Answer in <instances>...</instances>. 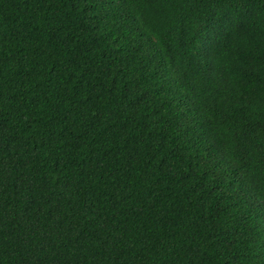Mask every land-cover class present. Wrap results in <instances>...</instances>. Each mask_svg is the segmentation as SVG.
Here are the masks:
<instances>
[{"label":"trees","instance_id":"1","mask_svg":"<svg viewBox=\"0 0 264 264\" xmlns=\"http://www.w3.org/2000/svg\"><path fill=\"white\" fill-rule=\"evenodd\" d=\"M0 264H264V0H0Z\"/></svg>","mask_w":264,"mask_h":264}]
</instances>
